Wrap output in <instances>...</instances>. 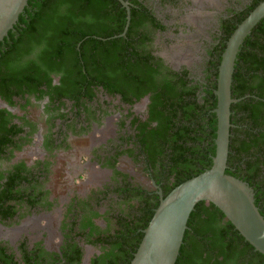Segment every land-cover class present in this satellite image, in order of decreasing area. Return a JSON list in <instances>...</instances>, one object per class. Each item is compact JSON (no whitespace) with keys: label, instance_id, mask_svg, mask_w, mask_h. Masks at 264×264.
Wrapping results in <instances>:
<instances>
[{"label":"flooded vegetation","instance_id":"obj_1","mask_svg":"<svg viewBox=\"0 0 264 264\" xmlns=\"http://www.w3.org/2000/svg\"><path fill=\"white\" fill-rule=\"evenodd\" d=\"M124 1L127 28L126 7L118 0L108 4L110 29L120 22L116 14L125 20L122 32L110 37L122 38L110 42L108 68L97 43L66 60L55 54L44 58V41L28 27L36 8L27 4L0 41V203L6 194L21 196L15 204L8 202L15 213L0 221V241L15 251L25 242L28 248L39 243L60 254L68 240L80 249L78 264L109 255L110 261L124 264L131 234L124 242L115 236L112 216L131 213L142 223L146 208L159 200V192L164 196L174 179L157 181L160 167H148L141 153L142 138L157 124L150 121L155 92L139 80L128 84L115 78V71L124 76L141 60L172 80L183 77L200 98L228 34L259 0ZM245 159L248 171L256 174V157ZM78 172L84 179L75 185ZM45 202L52 203L49 209ZM88 217L97 230L86 227L85 235H75Z\"/></svg>","mask_w":264,"mask_h":264},{"label":"trees","instance_id":"obj_2","mask_svg":"<svg viewBox=\"0 0 264 264\" xmlns=\"http://www.w3.org/2000/svg\"><path fill=\"white\" fill-rule=\"evenodd\" d=\"M108 4L110 0H27V6L36 8L35 14L29 15L31 22L28 27L32 25L30 31L44 41L43 57L48 59L55 54L66 60L75 53H87L86 46L97 43L99 57L103 58L104 67L108 68L113 60L110 42L122 38L110 37L120 34L125 23V20L116 14L113 18L119 17L120 22L116 21L110 29L112 16ZM244 18L245 16L239 18L238 23ZM237 24L233 26V30ZM81 40L82 44L76 49V44ZM221 54L214 64V73H210V83L200 98L195 94L196 87L185 86L183 77L172 80L170 75L150 68L141 60H137L136 64L129 68V72L125 71L127 73L124 76L123 72L119 73L120 70L115 71V78L121 76L128 84L137 83L139 80L142 86L152 88L155 92L152 97L150 121L155 120L157 124L149 130L146 137L142 138L141 153L146 155L148 167H156V164L160 167L159 178L155 176L157 181L161 179L170 182V176L174 179L170 185L164 187V196L176 185L196 176L212 164L217 128V118L213 111L217 104L214 90ZM99 84L105 86L102 79ZM104 88L107 89L106 86ZM110 90L118 91L111 88ZM231 96L243 98L230 107L231 127L226 173L247 182L252 187L255 204L264 218V18L245 37L237 53L232 74ZM248 156H255L256 163L260 164L256 174L248 171L250 161L243 160ZM45 169L46 167L43 168ZM117 174L120 173L116 172ZM7 190L5 187L4 192H8ZM9 197L10 195L6 194L0 203V221L3 222L15 213L13 203L8 202L13 199L16 200L15 204L18 202L17 199L21 198L20 195ZM29 203L33 204L34 201L31 200ZM158 203L159 200L151 208H146L142 223L141 219L134 218L131 213L119 212L112 216L116 221L115 236L122 238L124 242L131 234L129 253L124 259V264H129L133 257L142 238V230L147 226ZM44 204L49 209L52 203ZM90 220L91 217L83 219L75 235H85L86 227H91L90 232L97 230L98 227ZM106 221L110 223L109 215ZM89 242L93 244L95 240L89 239ZM80 253L76 243L68 240L60 254L45 251L39 243L28 248L25 242L20 243L15 251L7 246L6 242L0 241V264L68 262L78 264ZM99 258L101 261L93 264H117L110 261V255L106 260L103 256ZM253 263L264 264V255L254 250L216 206L212 203L206 204L204 201L198 202L187 221V229L175 264Z\"/></svg>","mask_w":264,"mask_h":264},{"label":"water","instance_id":"obj_3","mask_svg":"<svg viewBox=\"0 0 264 264\" xmlns=\"http://www.w3.org/2000/svg\"><path fill=\"white\" fill-rule=\"evenodd\" d=\"M126 28L130 14L127 2ZM27 4V0H0V41L7 35ZM264 18V0L237 24L228 37L218 65L214 112L217 118L215 155L201 173L176 185L159 203L142 230V238L129 264H175L195 205L212 203L239 234L264 255V218L255 204L254 192L247 182L226 173L230 137V107L241 98L231 96V82L237 53L253 27Z\"/></svg>","mask_w":264,"mask_h":264},{"label":"rangeland","instance_id":"obj_4","mask_svg":"<svg viewBox=\"0 0 264 264\" xmlns=\"http://www.w3.org/2000/svg\"><path fill=\"white\" fill-rule=\"evenodd\" d=\"M79 174V172L77 173V175H76V177H78V178H76V180H72V182L75 184V185H79V183H80V181H82L83 179H84V176H80V175H78ZM79 187V186H78ZM77 189V188H76ZM10 235V234H9ZM10 238H11V240L12 239H14L15 237L14 236H12V235H10Z\"/></svg>","mask_w":264,"mask_h":264}]
</instances>
